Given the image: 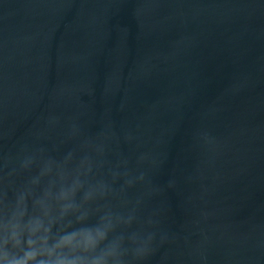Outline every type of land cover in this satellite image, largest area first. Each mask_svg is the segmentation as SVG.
<instances>
[{"label": "water", "instance_id": "obj_1", "mask_svg": "<svg viewBox=\"0 0 264 264\" xmlns=\"http://www.w3.org/2000/svg\"><path fill=\"white\" fill-rule=\"evenodd\" d=\"M29 230L264 264V0H0V264Z\"/></svg>", "mask_w": 264, "mask_h": 264}, {"label": "clouds", "instance_id": "obj_2", "mask_svg": "<svg viewBox=\"0 0 264 264\" xmlns=\"http://www.w3.org/2000/svg\"><path fill=\"white\" fill-rule=\"evenodd\" d=\"M9 241L18 252L11 258L5 252L3 256L5 264H44L45 260H48L49 264H58V262L52 261V253L71 247L74 238L68 239V237L60 236L52 243L51 250H49L47 234L42 238H38L35 230H29L25 234L6 236L4 240L5 247Z\"/></svg>", "mask_w": 264, "mask_h": 264}]
</instances>
